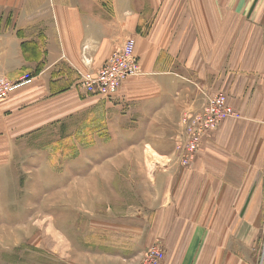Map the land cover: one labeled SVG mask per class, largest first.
Instances as JSON below:
<instances>
[{
	"label": "crops",
	"instance_id": "1",
	"mask_svg": "<svg viewBox=\"0 0 264 264\" xmlns=\"http://www.w3.org/2000/svg\"><path fill=\"white\" fill-rule=\"evenodd\" d=\"M159 6L0 0V78L33 77L0 98V152L97 104L131 117L132 129L150 130L196 107L200 101H189L196 85L223 93L240 119L207 135L187 167L152 173L163 200L150 207L149 243L161 242L164 264H264V0H194V24L182 15L176 26L167 24L176 22L171 8ZM129 38L141 74L124 82L111 103L85 97L81 75ZM186 66L195 76L185 74Z\"/></svg>",
	"mask_w": 264,
	"mask_h": 264
},
{
	"label": "rangeland",
	"instance_id": "2",
	"mask_svg": "<svg viewBox=\"0 0 264 264\" xmlns=\"http://www.w3.org/2000/svg\"><path fill=\"white\" fill-rule=\"evenodd\" d=\"M155 3L174 13L176 22L170 18L167 24L176 26L182 15L194 24V0ZM186 68V75L195 76ZM196 86L189 101L198 103ZM107 110L97 104L0 152V264H130L160 242L148 237L150 207L163 200L156 198L152 173L187 167L176 163L174 152L181 119L190 110L150 130L132 129L131 117Z\"/></svg>",
	"mask_w": 264,
	"mask_h": 264
},
{
	"label": "built area",
	"instance_id": "3",
	"mask_svg": "<svg viewBox=\"0 0 264 264\" xmlns=\"http://www.w3.org/2000/svg\"><path fill=\"white\" fill-rule=\"evenodd\" d=\"M141 74L139 58L135 54V40L129 38L122 47L115 50L95 71L81 75L80 86L85 97H99L111 100L122 84L130 77ZM31 74H24L15 81L0 78V98H4L15 88L32 80ZM200 103L184 114L175 143L176 163L188 166L197 153L202 140L228 118L240 116L227 106L222 93L209 94L196 86ZM264 250V244H263ZM165 252L160 242L155 243L140 256L136 264H164Z\"/></svg>",
	"mask_w": 264,
	"mask_h": 264
}]
</instances>
